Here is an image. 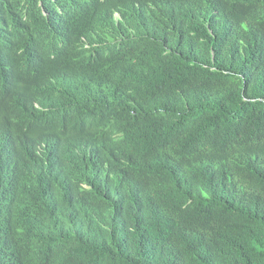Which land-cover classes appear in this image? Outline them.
I'll use <instances>...</instances> for the list:
<instances>
[{"label": "trees", "instance_id": "1", "mask_svg": "<svg viewBox=\"0 0 264 264\" xmlns=\"http://www.w3.org/2000/svg\"><path fill=\"white\" fill-rule=\"evenodd\" d=\"M0 264H264V0H0Z\"/></svg>", "mask_w": 264, "mask_h": 264}]
</instances>
